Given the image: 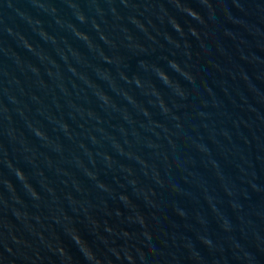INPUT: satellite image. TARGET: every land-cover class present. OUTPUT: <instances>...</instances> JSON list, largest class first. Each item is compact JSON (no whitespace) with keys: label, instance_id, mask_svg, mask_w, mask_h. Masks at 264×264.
Wrapping results in <instances>:
<instances>
[{"label":"water","instance_id":"95a60500","mask_svg":"<svg viewBox=\"0 0 264 264\" xmlns=\"http://www.w3.org/2000/svg\"><path fill=\"white\" fill-rule=\"evenodd\" d=\"M0 264H264V0H0Z\"/></svg>","mask_w":264,"mask_h":264}]
</instances>
